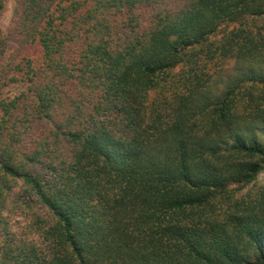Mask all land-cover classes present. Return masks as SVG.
I'll use <instances>...</instances> for the list:
<instances>
[{"label":"trees","instance_id":"16d2710c","mask_svg":"<svg viewBox=\"0 0 264 264\" xmlns=\"http://www.w3.org/2000/svg\"><path fill=\"white\" fill-rule=\"evenodd\" d=\"M13 27L0 264H264V0H20Z\"/></svg>","mask_w":264,"mask_h":264},{"label":"rangeland","instance_id":"374dc122","mask_svg":"<svg viewBox=\"0 0 264 264\" xmlns=\"http://www.w3.org/2000/svg\"><path fill=\"white\" fill-rule=\"evenodd\" d=\"M19 1L20 0H6L5 7L1 11L0 27L3 30V32L6 34L14 32L13 21L17 15ZM219 89L220 88L216 83L213 90L218 91Z\"/></svg>","mask_w":264,"mask_h":264}]
</instances>
